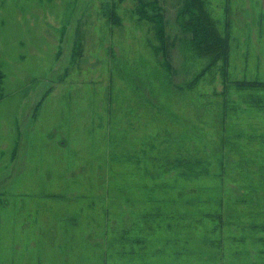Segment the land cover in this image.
Instances as JSON below:
<instances>
[{
  "label": "rangeland",
  "instance_id": "1",
  "mask_svg": "<svg viewBox=\"0 0 264 264\" xmlns=\"http://www.w3.org/2000/svg\"><path fill=\"white\" fill-rule=\"evenodd\" d=\"M202 3L225 57L191 49L184 0H0V264L259 262L234 151L264 90L232 82L264 83V0Z\"/></svg>",
  "mask_w": 264,
  "mask_h": 264
},
{
  "label": "trees",
  "instance_id": "2",
  "mask_svg": "<svg viewBox=\"0 0 264 264\" xmlns=\"http://www.w3.org/2000/svg\"><path fill=\"white\" fill-rule=\"evenodd\" d=\"M181 17H182L181 19H185L183 23V28L187 30L186 33H188L190 36L188 42L190 43V47L192 50L197 51L199 54L202 53L211 54L214 51H217L216 54H218L220 57L226 56L227 54L226 40L222 39L219 36L210 17L208 16L206 9H204V4L202 3V0L199 2L196 0H184V5L181 11ZM232 85L236 86L235 87L236 90L246 91L247 95L249 96V99L250 98L252 99L255 96L253 95V93L256 92L257 90H260V88L264 90V83L262 82H253V81L244 80V81L232 82ZM261 100H264V98L262 97ZM243 105L245 106V108H247L245 102H243ZM261 108L264 110V105H261ZM245 136H246L245 141L247 142L244 144L243 143L238 144L236 146L237 148L235 149L234 153L236 156L239 157L241 163L242 162L245 163L244 166H249L248 168L249 171L246 174L243 173V171L237 166V168H239V171H241L243 175L247 176V180L244 179L245 182L243 185L245 188L249 189L252 188L251 186L257 185V182L261 181V183L264 184V178L262 177L264 175V152H263L264 140L257 141L255 143V139H253L254 138L253 135L245 134ZM238 137L241 138L242 133H238ZM168 157H171L169 152L167 153V155H165V159ZM207 170L205 169L204 172H206ZM260 177L262 178L261 180ZM248 197L250 198L249 201H251L252 196L250 195ZM216 201H217L216 206L212 207L210 211L206 212V215H204L205 218H208L209 220L212 219L215 220L216 218L221 217L222 216L221 214L223 215L231 214L230 218L224 217V219L231 222L232 225L236 227L237 226L236 223L238 222L237 221L238 214L240 215V214L249 213L248 216H251L252 211H250V209L246 208L245 210H242L243 208L242 209L238 208L235 211H233L230 207L229 208L220 207L219 200L217 199ZM232 219H235V221H233ZM255 230L258 231L264 230V226L263 228L261 226L259 228H255ZM241 236L242 234L239 235V237ZM251 236L252 238L249 237L246 243L248 246L256 245L258 242L256 239V235L253 236L252 234ZM240 242H241L240 239H238L236 242H234V244L239 245L236 243H240ZM257 256H259L260 259L258 263H256L257 261L253 262V259H249L248 264H264V251L262 249L258 251Z\"/></svg>",
  "mask_w": 264,
  "mask_h": 264
}]
</instances>
